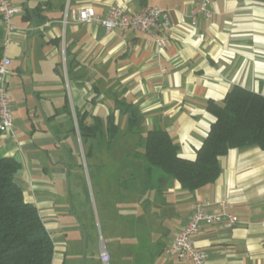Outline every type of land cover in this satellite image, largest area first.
I'll list each match as a JSON object with an SVG mask.
<instances>
[{"label": "crops", "instance_id": "1", "mask_svg": "<svg viewBox=\"0 0 264 264\" xmlns=\"http://www.w3.org/2000/svg\"><path fill=\"white\" fill-rule=\"evenodd\" d=\"M9 1L22 11L13 17L12 34L0 19L1 58L12 62L13 110V128L1 136V153L22 164L15 180L38 208L53 240L61 236L54 240L56 248L67 244L62 235L79 230L77 207L89 197L90 170L103 180L104 171L115 165L123 166V177L119 168L114 169L116 179L107 180L117 201L123 199V256L103 247L114 253L115 264H192L167 254L166 248L190 222L198 202L210 213L226 203L240 221L234 228L202 227L195 244L206 256L204 264H264L261 148L230 150L219 158V178L194 192L157 170L145 172L144 161L135 156L144 151L147 132L162 129L178 145L180 157L194 160L215 122L207 108L210 101L223 104L234 87L264 95V2L215 0L209 7L212 17L199 14L194 21L199 0ZM117 3L130 13L145 6L167 10V47L146 33L108 31L73 19L85 7L106 15ZM116 98L134 106L142 128L129 132L128 117L116 110V123L130 151L123 148V155L112 158L120 137L112 146L95 138L84 144L78 118L85 124L100 118L106 125ZM89 147L93 155L87 161ZM102 152L108 161L100 157ZM133 165L137 180L130 183ZM77 169L84 172V181ZM117 181L122 188L115 191ZM127 206L142 207L144 225L157 232L147 255L126 241ZM63 251H56L54 264H67Z\"/></svg>", "mask_w": 264, "mask_h": 264}, {"label": "trees", "instance_id": "2", "mask_svg": "<svg viewBox=\"0 0 264 264\" xmlns=\"http://www.w3.org/2000/svg\"><path fill=\"white\" fill-rule=\"evenodd\" d=\"M1 39L0 34V59L3 50ZM207 108L215 122L197 157L194 160L180 157L179 147L167 131L150 130L146 134L144 151L135 153L144 161L145 172L150 174L152 170H160L164 179L176 181L182 188L194 192L219 178V158L230 150L256 146L264 152L262 93L234 87L223 104L210 101ZM116 110L128 117L129 132L142 128L141 116L134 106L116 98L106 125L100 118H96L94 124H85L78 118L84 144L95 138L112 146L118 140L122 131L115 120ZM1 136L0 130V264H54L56 246L52 235L38 208L26 199L15 180L22 164L13 157L2 155ZM92 155V147L85 150L87 161ZM132 168L130 183L137 180L134 174L137 168L135 165Z\"/></svg>", "mask_w": 264, "mask_h": 264}, {"label": "built area", "instance_id": "3", "mask_svg": "<svg viewBox=\"0 0 264 264\" xmlns=\"http://www.w3.org/2000/svg\"><path fill=\"white\" fill-rule=\"evenodd\" d=\"M215 0H199L200 7L192 12L193 20L196 21L199 14L207 18L212 17L210 5ZM21 8L12 4L9 0H0V19L5 28L13 33L16 28L13 17L20 13ZM78 24H95L104 27L108 31L132 30L149 35L150 40L160 47H167L169 36L167 30L170 27L169 13L159 6H145L135 13L128 12L121 4H114L106 15L98 14L94 8H82L73 17ZM11 59L4 56L0 59V130L3 133L13 128V110L9 93V78L11 75ZM239 218L234 214L229 205L220 204L217 212H208L206 204L198 202L190 222L179 232L174 242L167 246L169 255H176L182 260H188L192 264H204L206 256L195 244V237L204 225L222 226L234 228L239 224ZM100 258L103 264H110L112 256L106 249H101Z\"/></svg>", "mask_w": 264, "mask_h": 264}, {"label": "rangeland", "instance_id": "4", "mask_svg": "<svg viewBox=\"0 0 264 264\" xmlns=\"http://www.w3.org/2000/svg\"><path fill=\"white\" fill-rule=\"evenodd\" d=\"M121 125L123 126V119ZM123 148H126V151H130L125 145L122 134L118 143L111 150V157L119 156L120 152L123 155ZM100 157L104 158V160L109 159L104 152L101 153ZM119 168L122 170L123 177V166L112 165L105 171L102 168V172L104 171L105 174L103 180L98 176V171L93 170V168L90 170L93 178H91V183L87 180L91 186L89 197L84 200V204L81 207H77L76 219L80 223V225H77L79 230H72L67 235H62L63 238L61 239H65L67 242L64 246L66 251H63V246L56 248L58 253L63 251L67 254V264H103L99 257L101 247H106L113 252L118 251L123 256V199L117 201L116 194L108 187V180H115L117 177L114 169L119 170ZM77 170L82 173L83 180L85 178L84 172ZM93 171L94 173H92ZM157 171L162 174L160 170ZM102 183L107 185L102 186ZM112 188L117 191L122 187L117 181ZM121 201V205H118ZM129 206H132V204ZM129 206L127 207L130 208ZM136 208L139 209V206ZM124 210L127 214L126 225H129L125 235L127 243L138 245L137 248L140 249V253L149 254L148 248L152 247L157 232L152 225H148V227L144 225L143 219L146 218V215L143 209L141 211L131 208ZM59 237L61 236L54 235V240H58ZM111 254L113 255L114 253L111 252ZM110 264H115V261L111 260Z\"/></svg>", "mask_w": 264, "mask_h": 264}]
</instances>
